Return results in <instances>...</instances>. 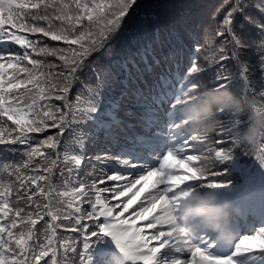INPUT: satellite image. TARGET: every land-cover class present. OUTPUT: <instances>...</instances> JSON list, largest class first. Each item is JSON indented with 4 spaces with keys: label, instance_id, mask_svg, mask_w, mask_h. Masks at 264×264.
<instances>
[{
    "label": "snow or ice",
    "instance_id": "obj_1",
    "mask_svg": "<svg viewBox=\"0 0 264 264\" xmlns=\"http://www.w3.org/2000/svg\"><path fill=\"white\" fill-rule=\"evenodd\" d=\"M251 6L235 0L222 24L213 15L204 26L207 67H200L196 56L205 49L194 3L0 0V152L22 158L3 165L8 179L0 182V264H88L94 229L109 235L133 264H236L233 255L210 254V246L186 236L169 193L193 181L225 186L214 169L238 146L249 151L259 143L256 159L264 165V137L241 142L235 113H217L228 117L214 131L224 140L193 133L182 120L190 98L214 87L255 97L256 107H264V55L257 65L245 56L254 47L264 52V0L254 5L258 15L248 12ZM237 15L241 30L245 23L258 30L259 45L237 31ZM126 31L143 70L133 57L114 60L115 42ZM217 36L231 39L216 48ZM116 63L122 71L113 70ZM161 64L164 71L154 75ZM207 71L213 73L207 83L194 80ZM121 101L142 109L139 124L127 126L138 127L132 135L117 116ZM152 158L158 163L148 164ZM166 246L187 251L190 259L158 261ZM256 251L264 254V227L235 242L234 254Z\"/></svg>",
    "mask_w": 264,
    "mask_h": 264
},
{
    "label": "trees",
    "instance_id": "obj_2",
    "mask_svg": "<svg viewBox=\"0 0 264 264\" xmlns=\"http://www.w3.org/2000/svg\"><path fill=\"white\" fill-rule=\"evenodd\" d=\"M162 3H194L197 7V13H198V23L201 25V27L198 29L199 31V43L200 45L205 49V51H202L197 54L196 59L200 67H207V65L204 62V56L208 54V48L209 45L206 41V36L204 33V26H206L209 21L213 19V15L215 14V20L217 23L223 22L224 17L227 15L229 11H231L230 5L235 3V0H160ZM245 2L249 5H252L249 7L248 12L258 15L257 9L254 7L256 3L259 2V0H245ZM219 8L220 11L216 13V9ZM243 20L242 16H235L234 22L237 31H243L249 38L256 41V44L259 45L261 43V37L259 36L258 30L253 28L250 25H247L245 23V27L241 30L239 25L240 22ZM46 39V38H45ZM225 39H231V37H220L217 36L215 38V47L218 48L221 46L223 41ZM52 44H56L55 41H50ZM2 47V46H0ZM13 49H18L19 47L15 44L10 45ZM116 47V54L114 57V60L116 62L123 61L125 58L133 57L136 59L137 63L140 64V70H143L144 65L140 63L139 57L134 56V54L137 52L138 45L133 42V38L131 35L127 34V31L125 33H122L121 36L118 38V40L115 42ZM231 47V45H229ZM214 50V49H213ZM260 55H264V52H260L257 54V49L254 47L253 49L248 50L245 53V56L247 59L251 61L253 65H257L258 60L260 58ZM53 63H59L55 58H50ZM187 63V62H186ZM229 65H232V61L228 62ZM164 65L161 64L159 67L154 66V75L159 74L164 71ZM129 69L131 71V74L133 77H138L140 75V71L137 70V68H134L129 65ZM114 71L120 72L122 69L120 68L119 63H116ZM234 71H238V69L234 68ZM213 73L212 71L204 72L196 77H194L195 81H203L207 83L210 78L212 77ZM260 75L259 69L257 68V76ZM75 93L73 92V96ZM119 95V89L116 93H114V99L116 96ZM256 100L258 103H261L259 100V97H256ZM58 103V102H57ZM131 109L133 115L129 116L127 115V111ZM142 115V109L139 107H136L131 102L127 101H121V107L117 111L118 118H122L124 122L123 127L126 130V134L132 135L136 131H138V127L128 128V124H132L134 126L139 124V119ZM220 120H227L228 117H218ZM6 119V118H5ZM239 119L241 121V124L239 125L240 129L243 130L248 127L250 121L248 119L247 113L239 116ZM7 125L9 127L12 126V122L8 121ZM219 131V130H216ZM55 132L54 129L49 130V134H53ZM193 133H195V130L193 129ZM125 133H121L123 136ZM40 135V138H43L42 134ZM212 139L214 140H224L226 137H222L219 135H216V132H213L211 134ZM99 146V145H98ZM225 147H228V145H224ZM3 146H0L2 148ZM261 145L258 143L257 145H254L249 151H247L244 147L238 146L235 149H233L231 153V158L218 162L215 171H218L220 175L216 177V180L218 182H221L223 184H238L239 182H244L248 179L249 176H255L259 177V175L262 172V169L264 165H262L257 159L256 156L260 154ZM89 153H92L95 151V148H93L91 145L89 146ZM200 153H195V155H199ZM22 158L18 154H13L9 152L7 156L5 157L2 152H0V182H7V174L3 171V165L5 163H12L16 161H20ZM237 168V170L229 173L228 175L224 176L227 172L232 171L233 169ZM112 173L109 172V175ZM110 184L111 182H107ZM115 203V201H113ZM63 231V230H61ZM94 231H97V235L93 238H91L89 242L88 249L85 250V255L88 258V264H94V262H97L99 260V246L101 244H104L105 241L103 239V232H99L98 230L94 229ZM78 259V257H77Z\"/></svg>",
    "mask_w": 264,
    "mask_h": 264
},
{
    "label": "clouds",
    "instance_id": "obj_3",
    "mask_svg": "<svg viewBox=\"0 0 264 264\" xmlns=\"http://www.w3.org/2000/svg\"><path fill=\"white\" fill-rule=\"evenodd\" d=\"M220 109L238 117L247 113L250 123L238 132L241 142L252 145L264 137V107H256L255 97H244L228 87L207 89L198 99L190 98L182 111V120L191 124L198 134H211L221 123L217 115ZM211 164L210 160L206 168ZM173 196V215L194 219L200 228L212 230L220 239L230 235L227 221L236 209L227 199L221 201V193L216 188L201 191L198 186H191Z\"/></svg>",
    "mask_w": 264,
    "mask_h": 264
},
{
    "label": "rangeland",
    "instance_id": "obj_4",
    "mask_svg": "<svg viewBox=\"0 0 264 264\" xmlns=\"http://www.w3.org/2000/svg\"><path fill=\"white\" fill-rule=\"evenodd\" d=\"M167 147V146H166ZM164 151L161 150L159 152V155H163ZM187 155H193L192 153H190L189 151L186 153ZM148 164L150 165H155L156 163H158V161L155 160V158L150 159L149 161H147ZM122 175H127V173L122 174ZM197 181H193L190 182L189 184L179 187L176 190H174L173 192L169 193L170 196H173L175 192L184 189V188H188L191 187L194 183H196ZM220 188V187H218ZM207 188L203 187L200 188L201 191H205ZM221 191V197L220 199L222 200L225 196H227L225 199H227L230 204L232 205L233 208H240V209H246L248 212L251 211V213H256L257 215L260 214L261 211H263L262 213V217L258 219H255V223L256 222H260L263 223L264 222V170L260 176V181L258 183V185L252 189L251 191H247L243 194L239 193L237 191V189L234 188H220ZM175 217V221L176 223H182V218H178L177 215L174 214ZM190 219V218H189ZM188 219V220H189ZM182 220V221H181ZM239 223H235V226L238 228ZM187 227V224H186ZM186 227L182 226L181 228L184 229L186 236L192 240L193 243L196 244H203L205 246H210L208 247V252L210 254H220V255H229L231 253L232 250L230 249H226V247L222 248V240L219 238L218 240L213 241L212 237H204V238H200L199 240H195L194 234L195 232L193 231L192 236L188 233ZM241 231H243V229H238V232L236 233V240L239 239L240 235H241ZM209 235H212L211 233ZM155 244V242H153ZM114 246H115V250L117 253L121 254V264H126L127 262H129V264H133L132 261L128 260L126 257L123 256L122 253H120L119 249L117 248L115 242H114ZM165 250L168 252V254L170 255L169 259L171 258V256L173 255H181L180 258L182 259H190V254L187 251H184L182 254L181 253H173L170 249V246H166L165 248L161 249ZM252 252L249 253H236L239 255V257L237 259H235V257H233V259L236 261L237 264H263V260L258 259L257 256L255 255H251ZM158 259L160 260V254L158 255ZM136 264H139V262H136Z\"/></svg>",
    "mask_w": 264,
    "mask_h": 264
}]
</instances>
